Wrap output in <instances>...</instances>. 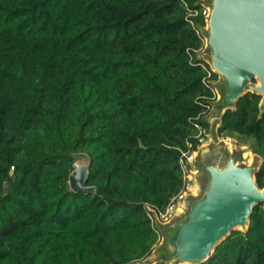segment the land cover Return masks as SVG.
<instances>
[{
  "label": "trees",
  "instance_id": "trees-1",
  "mask_svg": "<svg viewBox=\"0 0 264 264\" xmlns=\"http://www.w3.org/2000/svg\"><path fill=\"white\" fill-rule=\"evenodd\" d=\"M186 18L183 0H0V264H132L157 246L146 207L182 193L217 79ZM259 103L241 99L220 136L264 158ZM75 154L96 194L69 191ZM206 264H264L262 206Z\"/></svg>",
  "mask_w": 264,
  "mask_h": 264
},
{
  "label": "water",
  "instance_id": "water-1",
  "mask_svg": "<svg viewBox=\"0 0 264 264\" xmlns=\"http://www.w3.org/2000/svg\"><path fill=\"white\" fill-rule=\"evenodd\" d=\"M194 6L207 11L204 25H196L204 47L195 59L217 76L210 81L216 98L201 118L207 139L196 144L191 189L170 218L163 221L158 210L146 207L160 240L132 264H206L233 233L247 234L255 209H264L257 180L264 158L252 146L220 136L227 112H236L249 94L260 97L258 120L264 117V0H200ZM75 155L87 162L73 164L69 191L96 194V187L87 186L91 158Z\"/></svg>",
  "mask_w": 264,
  "mask_h": 264
},
{
  "label": "built area",
  "instance_id": "built-area-1",
  "mask_svg": "<svg viewBox=\"0 0 264 264\" xmlns=\"http://www.w3.org/2000/svg\"><path fill=\"white\" fill-rule=\"evenodd\" d=\"M200 0H183L184 5L187 10V21L188 23L195 29L197 34L200 35L199 30L197 29L196 25L199 23L198 18L205 17L207 14V11L201 7L196 8L194 5L199 2ZM193 2V3H190ZM201 36V35H200ZM211 73L209 72L207 78L204 80V84L213 92L214 97L212 99H209L208 101H205L202 105L206 108L205 114L210 110V106L208 104L209 101H213L216 98V93L214 89L210 86L211 81ZM204 114V115H205ZM198 133L195 137V140H197L196 143H204L207 139V129H204L200 125H195ZM188 149L182 153V157L180 159V166L184 175V188L182 193L179 197L172 199L171 203L167 207L166 211L164 213H160V216L163 221H166L170 218V216L173 214V212L176 209L177 202L179 199L186 194V192L190 191L191 189V175L190 171L194 166L195 162V149L194 144L188 142L187 143Z\"/></svg>",
  "mask_w": 264,
  "mask_h": 264
},
{
  "label": "rangeland",
  "instance_id": "rangeland-1",
  "mask_svg": "<svg viewBox=\"0 0 264 264\" xmlns=\"http://www.w3.org/2000/svg\"><path fill=\"white\" fill-rule=\"evenodd\" d=\"M228 141H230V142H237V141H239V140L236 139V138H228ZM73 158H74L75 162H79V161L87 162V158L84 157V156L74 155ZM75 162H74V163H75Z\"/></svg>",
  "mask_w": 264,
  "mask_h": 264
}]
</instances>
